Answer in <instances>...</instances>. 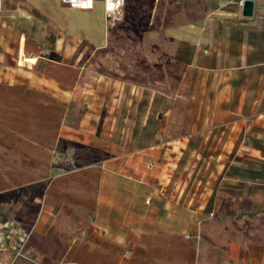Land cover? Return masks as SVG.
<instances>
[{"label": "crops", "instance_id": "crops-1", "mask_svg": "<svg viewBox=\"0 0 264 264\" xmlns=\"http://www.w3.org/2000/svg\"><path fill=\"white\" fill-rule=\"evenodd\" d=\"M240 1L109 22L102 0H1L0 146L23 169L0 222L32 263L264 264V0Z\"/></svg>", "mask_w": 264, "mask_h": 264}, {"label": "rangeland", "instance_id": "rangeland-1", "mask_svg": "<svg viewBox=\"0 0 264 264\" xmlns=\"http://www.w3.org/2000/svg\"><path fill=\"white\" fill-rule=\"evenodd\" d=\"M195 144L196 143H193V146ZM197 144H198L197 148L201 149L202 153L210 154L213 152L217 153L220 151L218 147L214 148L216 143H213V144L212 143H205V144L197 143ZM218 146H221V143H218ZM186 153H190V151L187 150ZM21 154L22 153H4L3 147L0 146V189L5 188L10 183V180L8 177L11 175L7 176L4 170L7 167L11 166L12 161H14L16 164V166H13L12 164L13 166L12 169H17V171L23 169L20 166L21 164L20 155ZM9 155H11L12 157ZM45 161H46V157H45ZM202 175L203 174L199 173L198 175L193 174L192 176H190L191 183H194L193 187H195L197 180L202 178ZM15 176L19 179L20 177L25 176V173H22V175L15 174ZM204 178L206 179L209 178V174L204 175ZM193 192H196V195H194V197L197 198L199 194L203 193L204 195L208 191L205 189H201V187L196 191L192 189L189 191V196H191ZM4 213H5L4 206L1 205L0 206V216H3ZM195 214L198 215L197 213ZM19 231L20 230L18 229V226L16 223H8L6 224V226H4L3 223L0 222V264H9V262H11V264H34L30 261L32 257H30V255H28L25 252V248L21 246L22 240H20L19 237L21 236L22 232H19ZM7 235H9V237H7ZM38 254H39V257L40 256L42 257L41 253H38Z\"/></svg>", "mask_w": 264, "mask_h": 264}, {"label": "built area", "instance_id": "built-area-1", "mask_svg": "<svg viewBox=\"0 0 264 264\" xmlns=\"http://www.w3.org/2000/svg\"><path fill=\"white\" fill-rule=\"evenodd\" d=\"M95 0H61L62 3L68 5L72 8L77 9H91L94 6ZM125 0H102L103 10L106 19L111 22L115 15L119 12L120 8L123 6ZM243 0L240 1L242 3ZM0 9H1V0H0ZM213 212L208 213L205 217H212Z\"/></svg>", "mask_w": 264, "mask_h": 264}, {"label": "water", "instance_id": "water-1", "mask_svg": "<svg viewBox=\"0 0 264 264\" xmlns=\"http://www.w3.org/2000/svg\"><path fill=\"white\" fill-rule=\"evenodd\" d=\"M253 7H254L253 0H243L241 7V14L244 17H251L253 15Z\"/></svg>", "mask_w": 264, "mask_h": 264}, {"label": "trees", "instance_id": "trees-1", "mask_svg": "<svg viewBox=\"0 0 264 264\" xmlns=\"http://www.w3.org/2000/svg\"><path fill=\"white\" fill-rule=\"evenodd\" d=\"M212 197H213V195L211 194L210 197H209V199H208L207 205L204 208V216H206L208 213L211 212V201H212Z\"/></svg>", "mask_w": 264, "mask_h": 264}]
</instances>
